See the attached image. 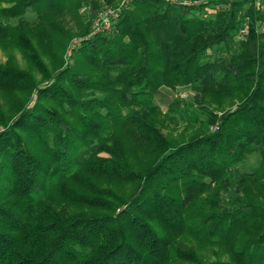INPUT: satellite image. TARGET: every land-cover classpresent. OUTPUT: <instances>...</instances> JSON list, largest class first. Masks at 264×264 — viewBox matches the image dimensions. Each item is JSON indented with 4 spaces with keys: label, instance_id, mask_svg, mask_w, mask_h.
Instances as JSON below:
<instances>
[{
    "label": "trees",
    "instance_id": "obj_1",
    "mask_svg": "<svg viewBox=\"0 0 264 264\" xmlns=\"http://www.w3.org/2000/svg\"><path fill=\"white\" fill-rule=\"evenodd\" d=\"M113 1L0 0V264H264V0Z\"/></svg>",
    "mask_w": 264,
    "mask_h": 264
},
{
    "label": "rangeland",
    "instance_id": "obj_2",
    "mask_svg": "<svg viewBox=\"0 0 264 264\" xmlns=\"http://www.w3.org/2000/svg\"><path fill=\"white\" fill-rule=\"evenodd\" d=\"M205 1L206 0H197L196 3L198 4L201 2H205ZM120 2L121 0H114L110 4H104L100 6L97 10H93L90 5L83 4L77 10L76 14L68 11L67 9V10H64L62 13H60L56 18H57V21L63 26V28L67 30L68 33L70 34L78 33L85 26L88 27V30L90 32L92 30V24L94 23V20H96L99 17V15L102 14L104 11L106 12L108 10L106 8H110L112 6L114 7L118 5ZM206 9L208 13H213L215 11L210 8H206ZM23 18L28 20L29 22H34L36 20V14L33 12H29ZM10 23L13 25L17 24V19L10 20ZM78 44H79V40L77 36L73 35L63 55L65 62H70L69 56L72 54V50L78 47ZM43 59L46 62V65L48 66L47 68L49 69V71L53 70V68H51V66L53 65L49 62L48 58L43 57ZM8 60H11L12 62L18 64L20 67L28 68L25 63V60L23 59L21 53L18 50L3 49L0 47V62H5ZM36 76L39 80L41 79L40 75L36 74ZM45 82L46 81H44V83ZM180 91L181 92L189 91L188 97L183 100H185L187 104H190L192 102V98L195 96V93L187 88H178L176 92L173 91L174 93H171L172 95L163 96V94H161L156 97V101L159 105H161L162 110L166 109V106L168 102L171 100V98L180 99L178 97V93ZM33 102L34 100L31 103ZM200 116L201 118H203V115H200ZM102 155H105V154H102ZM259 161H260V154L259 152L254 151L247 157V159L243 163L238 164L237 168L242 172H251L256 168ZM232 195H233V189H230L226 193L223 194V197L229 198V197H232Z\"/></svg>",
    "mask_w": 264,
    "mask_h": 264
},
{
    "label": "built area",
    "instance_id": "obj_3",
    "mask_svg": "<svg viewBox=\"0 0 264 264\" xmlns=\"http://www.w3.org/2000/svg\"><path fill=\"white\" fill-rule=\"evenodd\" d=\"M173 1L186 5L196 4L197 2V0H173ZM129 2L130 0H121V2L118 5L114 7L112 6L110 8H106L108 10L106 12L104 11L102 14L99 15V17L96 20H94V23L92 24V33L108 30L111 26L113 18L117 16L122 6L127 5ZM254 2L257 5V7H259L260 9L262 8V0H254ZM243 19L244 21L237 32V37L239 39L244 38L248 33V18L246 17ZM188 95H189V91L186 92L180 91L178 93V97L180 99H185L188 97Z\"/></svg>",
    "mask_w": 264,
    "mask_h": 264
},
{
    "label": "crops",
    "instance_id": "obj_4",
    "mask_svg": "<svg viewBox=\"0 0 264 264\" xmlns=\"http://www.w3.org/2000/svg\"><path fill=\"white\" fill-rule=\"evenodd\" d=\"M171 93H173V91L166 88V89L161 90V92L159 93V95H161V94H163V96H165V95H172Z\"/></svg>",
    "mask_w": 264,
    "mask_h": 264
}]
</instances>
